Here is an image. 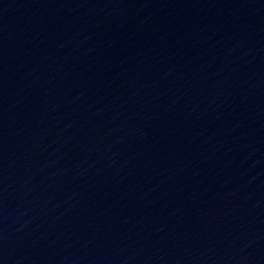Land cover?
Instances as JSON below:
<instances>
[{
	"label": "water",
	"instance_id": "1",
	"mask_svg": "<svg viewBox=\"0 0 264 264\" xmlns=\"http://www.w3.org/2000/svg\"><path fill=\"white\" fill-rule=\"evenodd\" d=\"M0 264H264V0H0Z\"/></svg>",
	"mask_w": 264,
	"mask_h": 264
}]
</instances>
